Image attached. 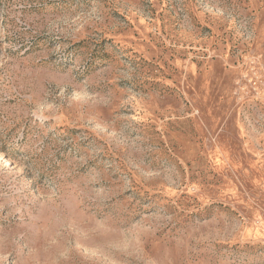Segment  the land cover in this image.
<instances>
[{
  "label": "rangeland",
  "instance_id": "1",
  "mask_svg": "<svg viewBox=\"0 0 264 264\" xmlns=\"http://www.w3.org/2000/svg\"><path fill=\"white\" fill-rule=\"evenodd\" d=\"M0 264H264V0H0Z\"/></svg>",
  "mask_w": 264,
  "mask_h": 264
}]
</instances>
